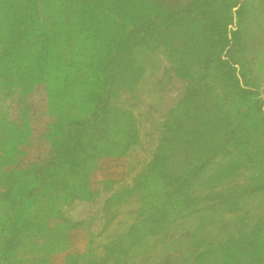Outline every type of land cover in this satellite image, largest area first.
Instances as JSON below:
<instances>
[{"label": "rangeland", "instance_id": "1", "mask_svg": "<svg viewBox=\"0 0 264 264\" xmlns=\"http://www.w3.org/2000/svg\"><path fill=\"white\" fill-rule=\"evenodd\" d=\"M0 264H264V0H0Z\"/></svg>", "mask_w": 264, "mask_h": 264}]
</instances>
